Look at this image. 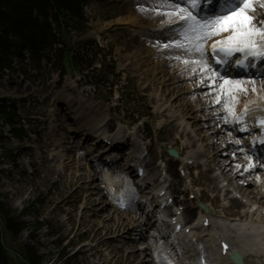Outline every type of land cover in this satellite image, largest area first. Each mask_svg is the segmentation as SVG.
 <instances>
[{
	"label": "rangeland",
	"instance_id": "rangeland-1",
	"mask_svg": "<svg viewBox=\"0 0 264 264\" xmlns=\"http://www.w3.org/2000/svg\"><path fill=\"white\" fill-rule=\"evenodd\" d=\"M128 4L130 3L127 0H92L86 9V27L83 31L69 32L68 41L76 50L87 52L86 59L83 62V67L85 68L83 69H87L90 64H93V66L91 69H87L88 71L77 72L74 78H76V80L81 79V81L85 82L83 78L85 76L86 83L91 84L94 82L92 85H98L94 95L91 94L88 98L94 99V101L90 100L92 103L89 101L87 102H89L90 105L93 104L92 106H94V109H96L97 106L101 107L103 112L106 108H111L112 113L108 115V120L111 123L109 125L112 127L118 126L119 122H122L123 127L133 125L138 117L147 124L145 133L152 143V164L155 166L159 159L158 154L161 149L167 153V149L171 148V146H174L173 148L184 146L185 140L183 141L180 137V133L176 132V126L171 125V121L161 116L155 105L154 94L157 93L159 97H163V93L165 95L166 86L169 84L166 83L165 87H163L162 85L157 86L155 83L143 88L138 81L135 71L137 61L131 59L126 62L127 56L130 54L131 50L130 41L134 43L133 40H135L137 46L140 42L137 40L138 37L135 39L131 38L129 35L131 32L130 26V31L119 30L121 25L114 26L117 24L118 19L130 15L126 13L129 8ZM143 4H145V6L151 4L158 5L154 2L148 4L137 1L136 6L143 7ZM138 15L141 16L140 18H143L144 14ZM146 17L148 20H151V18L158 19L157 23L165 18L168 20L164 12L161 11H153L149 13L148 16H144V19H147ZM148 20L145 21L147 22ZM165 27L167 26L160 25L157 29L160 31ZM154 33H156V30ZM152 34L151 36L156 38ZM153 38L150 39L152 41L149 42L150 44L143 41L142 45L148 44L157 48L165 44L179 48L180 51L178 50L176 51L178 53H174L175 57L172 55L175 62L172 67L168 68L166 71L167 74L170 71L176 73L177 70L175 67L178 63L176 57L182 56L187 52L191 55L189 41L184 37L166 42H159V37L157 41ZM185 50L187 51L184 52ZM184 59L187 62L193 60V57L187 56L184 57ZM54 63L57 64L58 61ZM50 67L51 66L47 65V62L44 60L30 59L27 60L25 64L18 65L15 73L10 72L1 83L2 89L7 93L6 96H0V98L18 102L16 109L19 116L18 121L21 122V126L27 130L29 136L22 141L11 137V126L8 125L4 119L0 118V131L8 138V140L0 146V203L3 204L5 211L10 212L11 217L20 219L19 222H23L26 226V229L16 240L8 235L11 244L14 249L19 252H21V250L18 249L19 246L24 249L32 248V250L37 251L38 256L43 259V264H138L135 258L131 257L130 254L131 251L133 252L136 250L135 246L129 249L125 248L123 251L121 247L119 248L120 244H122L126 238L118 239L115 234L105 236L103 229L98 231L97 227L99 226V222L107 216H113L121 220L125 217L131 219L136 216L133 215L132 217V215L128 216L116 213V210H112V206L102 211L106 204L104 201L106 198L100 200L101 203L98 207L90 201L88 195L91 193V189L97 187L101 190L104 186L101 177H99L96 183L86 179L85 166L80 167L78 165L79 156L83 159L81 163L92 165L93 158L95 157L93 155L94 151L88 153L92 148V141L90 143H88L89 141L86 142L85 145L79 144L82 136H77L71 132L74 129L72 120L74 114L71 113V110L68 111L72 115L71 118L67 113V115L63 113L65 116L61 115L62 119L58 118L60 115L57 117L55 116L57 115L56 110L58 109V105H53L52 100L59 95L63 88L60 86L62 85V83H60L62 76L60 69H51ZM102 67H109V70L115 68V74H120L119 76L121 79L118 81L116 77L111 75V81L109 82L110 84H108V80H106L107 75L104 73ZM21 74L24 75L23 79L19 78ZM16 76L19 79H16ZM200 76V73L197 76H193L191 82L180 79L179 84L182 85L180 87V94L187 92L186 87L188 85L197 86ZM167 80L168 78H166L164 82ZM255 80H264V76ZM65 82L66 79L64 83ZM18 83L22 84L19 85ZM86 83L85 85H88ZM70 84V91L67 95L69 94L74 97V92L71 89L75 87V83H73V86ZM112 84L115 87V95L113 97L112 94H114V92L112 91L113 89L111 90ZM29 85L33 87V92H31L32 88H30ZM204 91L206 92L208 90H202V92ZM176 92L177 91L174 90L172 94H169V92L166 93V98L171 99L172 104L177 102ZM1 93L4 94L3 92ZM192 94L194 95V93ZM193 95L191 96L189 94L187 96L184 94V97H186V101L192 97H195L194 101L201 99L199 96L200 94ZM44 96L45 98H43ZM207 96L208 95H205L202 98L201 103L208 99L205 105L209 104L210 99H214L216 93L213 95L210 94L209 97ZM62 97V94L58 97L60 103ZM74 98L77 100V96ZM194 105L195 104H193V106ZM178 106L179 103L175 104V107ZM193 106L190 107L191 110ZM94 109L92 111H94ZM110 111L111 110H109V112ZM195 111L196 110L193 109L191 113L192 117L199 115V113ZM107 112L104 114L106 115ZM199 112L204 116L212 112L209 118L216 114L219 115L218 112L216 113L213 111V107L208 110L200 109ZM51 118H57L54 120V124L57 126L54 131H51L50 128L48 129V123ZM159 122L163 123V129L160 128ZM195 122L196 120H192L191 125ZM201 124L206 123L200 122L199 125ZM221 127L222 125L219 119L214 125V130L220 131ZM159 129H162V131ZM201 129L200 127L193 129V137L195 139L200 138L201 140H206L208 137H211L209 142L204 143V148L213 142H217L221 138L229 142V130H224L221 134H215L216 132L213 133L209 131V133H206L205 130ZM59 135H62L65 139L62 140L60 146L54 153H50V144L56 140ZM73 135L76 137H73ZM176 140L178 141L177 146L175 145ZM86 145L87 148L84 147ZM10 154L12 157H8ZM210 154L213 157L216 152L210 151ZM236 154L237 151L235 148L230 149L229 155L220 158L222 162L219 163V167L223 166V161L226 160L227 163H225V165H228L231 160L235 158ZM57 157L61 159V172L57 171V166L59 165L57 164ZM12 159H14V161ZM71 160L74 161L68 166L71 165L73 170H68L67 163ZM234 163L236 167L243 168L245 161L244 158L239 157V160L234 161ZM216 164H218V162H216ZM176 169L178 171V167H176ZM207 170L208 168L198 170L202 176H196L199 187L205 190L204 196V191L202 192L203 199H206L207 196L208 200L213 201L214 197H217L216 200L213 202L210 201L209 204L213 203L214 205L217 203L220 206L221 203L219 199L223 201L227 192H225L223 196L218 193H216V195L211 194L214 185L205 180L204 175L205 173L208 174ZM99 172H101V174H99L101 176L103 172ZM191 177L196 182L192 175ZM255 177V175L250 174L248 179L254 183ZM246 180V178L242 179L241 182ZM228 184V181H226L225 185ZM180 186L182 187V184ZM187 196H189V193ZM215 201L216 203H214ZM227 201L230 200L227 199ZM188 202L190 208L188 210L196 213V209L199 208L198 201L192 202L189 200ZM221 206H223V204ZM234 211L237 212L238 210L235 209ZM138 213L139 215L142 214L140 212ZM139 215L136 218H139ZM0 222L1 237V233L5 229L2 231L1 225L3 222L1 219ZM151 224L152 221L147 225L151 226ZM91 239L93 240L91 247L88 245L81 249V252L84 253L80 255L75 254L78 247H81L83 243ZM134 239H138L137 235H135ZM138 240L142 242L140 246L148 245L149 241ZM88 247V252H93L96 247H98V249H96L94 253L85 254V248ZM65 255H68V260L61 261V258ZM148 261H152V258L148 257ZM147 264L154 263L147 262Z\"/></svg>",
	"mask_w": 264,
	"mask_h": 264
},
{
	"label": "bare ground",
	"instance_id": "bare-ground-1",
	"mask_svg": "<svg viewBox=\"0 0 264 264\" xmlns=\"http://www.w3.org/2000/svg\"><path fill=\"white\" fill-rule=\"evenodd\" d=\"M127 1L130 4H128L129 8L126 13L130 15L118 19L117 24L114 26H130L131 32L129 33V35L131 36V38L135 39L138 37L137 40L140 42L137 46V42L135 40H133L134 43H131L132 41H130L131 50L130 54L127 56L126 62L130 61L131 59H135L137 61L135 71L138 81L143 88H146L147 86L155 83L157 84V86L162 85L163 87H165L166 83L169 84L168 86H166L165 95L163 93V97H159V95L155 93L154 100L156 108L158 109L161 116H164L167 120L171 121V125L176 126V132L180 133L181 139L183 141L185 140L184 146L176 148L179 151V156H188L190 154H193L194 151L197 150V148L202 150V155L200 157L201 165H199L197 168H208V174L205 173L204 177L207 182L214 185L212 191L213 194L216 195V193H218L223 196V193L227 192L223 202H220V206L217 207V211L219 210V213H217V211L214 213L215 208L212 203L209 204L212 212L206 214L207 216L212 218V226L214 231H218V233L215 234L221 237L230 238L232 241L233 251L239 252L244 257L245 264H264V163H262L261 160H252V157L254 156L249 149L250 145L248 148H246L244 141H242V139L239 137L240 133L239 135L238 133L234 134V142L228 143L221 138L217 142H213L205 148L204 143L209 142L211 140V137H208L206 140H201L200 138L195 139L193 137V129H196L197 127L202 128L201 130H205L206 133L212 131L213 133L216 132L215 134H221L222 132H224V130L234 128V126L238 128V126L246 121L248 123L253 122L256 124H258V122L264 121V80H255L258 78L260 79L261 76H264V71L259 75L253 77H236L230 79H226L223 74L215 71L213 69L210 51L213 50L214 44L216 48L221 46L224 47V41L228 39V33L215 35V28H211L210 31L213 32V35L212 38L204 44V57H201L198 52H196L192 47L189 46L191 55L187 52L182 56L176 57L178 65L176 64L175 69L177 70V72L174 73V71H170L167 74L166 71L168 70V68H171L173 63L175 62V59L172 58V55H174V53H178L176 51H178L179 48L175 46L165 47V44L160 45V47L156 48L148 44L142 45V42H152L150 40L152 38V33L154 37H159V42H166L172 39L176 40L184 37L182 34L171 37L163 36L167 30H171L180 25L178 17L166 15L168 20L165 18L166 20L164 19L158 23V19L151 18V20H148L147 17V19H144V16H148L149 13L153 11H161L164 13L172 12L173 8L170 6L169 0ZM137 1L148 4L150 2H154L158 5L151 4L149 6H145V4H143V7H137ZM262 2H264V0H256L257 7L255 10L256 19L254 21V27L257 29L264 28V7L260 6ZM226 7L227 5H225L224 0H222L218 5L217 11H215V13L220 12ZM138 14H144L143 18H140L141 16ZM196 14L201 20H204L205 18H211L214 15L213 14L211 16H206L203 14V11L199 12L198 10H196ZM145 20L148 21L146 22ZM160 25H168L169 28L161 33H154V31L157 30ZM253 39L258 49L261 47L264 48V40H261L258 36L253 37ZM186 51L187 50H185L184 52ZM187 56L193 57L194 61L191 60L186 62L184 57ZM173 57H175V55ZM199 73L201 74V76L198 79V85H188L186 87L187 92L180 94V87L182 86L181 84H179L180 79L191 82L193 80L192 77L197 76ZM166 78H168V80L164 82ZM174 81L176 82V84ZM225 81H227V83ZM73 83H71L70 85L73 86ZM204 89L208 91H204L205 93L202 92V90ZM253 89H255V91H253ZM174 90L177 91V102L175 104L179 103L178 107H175V104L171 103V99L166 98V93L169 92V94H172ZM192 93H194V95L200 94L199 96L201 97V99L194 101L195 97H192L191 99H188V101H186L187 99L186 97H184V94H186L187 96L190 94L192 96ZM214 93H216V96L214 99H210L209 104L205 105L208 99L201 103L202 98L205 95H208L207 97H209L210 94L213 95ZM79 97L80 96H77V100H75V98L70 96L69 94H64L61 99V103L67 108L63 109V112H65L66 110H71V113L74 114V129L71 132L77 136H82L80 140L81 142L79 144L85 145L86 142L89 141L88 143H90L92 141V148L88 153H91L92 151H94L93 154L97 153L94 155L95 157L93 158L92 165L88 163H81L83 159L81 158V156H79L78 165L80 167L85 166L86 179L90 180L93 183H96L99 180V177H102V175H99L101 174V172L99 171L103 172L105 170H107L106 176L110 172L116 175V172H114V170L116 169L118 171V174H125L127 172V168L125 165L123 166L115 162L111 166H106L104 164L105 160L100 161L99 159L105 151H102L100 153L98 152L100 149V143L96 142V140H98V135L101 133L100 127L104 123H106L107 114L105 115L104 113H106L107 111L109 112V110H105L103 112L102 108L98 106L96 107V109H94V106H92L93 104L90 105V103H92L90 100H88L90 103L86 101L85 104H80L78 102ZM193 104L195 105L193 106ZM191 106H193V109L196 110V113H199L198 116L192 117L191 113L193 112V109H190ZM212 107L213 111L216 113L218 112L219 115L216 114L209 118V116L212 115V112H210V114L207 116H204L203 114L201 115L199 112L200 109L208 110ZM93 109L94 111H92ZM245 109H247V111H245ZM255 111H262V114H256L252 117V113H254ZM59 114L60 113H57V115L55 116L57 117L59 116ZM56 119L57 118L53 119L50 123V125H52L50 126L51 131H54L57 127L54 124V120ZM219 119L222 127L220 131H215L216 129L214 130V125ZM192 120H196V122L192 123L191 125ZM200 122H205L206 124L199 125ZM107 127L108 130H110L109 128H111L112 126L107 124ZM112 128L113 130H110V133H113L115 131L116 135L119 136L121 134V129L119 127ZM62 135H59V137L50 144V153H54L60 146L62 140L65 139L63 137L64 135ZM125 136L126 135L123 136V139H125ZM237 141H239V143H237ZM175 145H178L177 140ZM173 147L174 146H171V148ZM233 148H235L237 151L235 158H231L232 160L228 165H225V163H227V160L223 161L224 165L219 167V163L222 162L220 158L229 155L230 149ZM210 151L216 152V154L212 157ZM137 152V149H133L131 151V154L135 155V153ZM239 157L244 158L245 164L243 165V168L235 166L234 161L239 160ZM57 159V164H59L57 166V171L61 172V159L60 157H57ZM73 161L74 160L68 161V170H73V167L71 165L68 166L69 164H72ZM96 161H99V163L95 164ZM216 162H218V164H216ZM181 163L182 159H179L173 160L171 163L167 164L169 176H167V178H164L163 175L158 171V166L157 170H155V175L153 176V178H151V184L145 183L142 188H140L141 193L145 194V186H152L150 192L147 195L148 197H140L139 205L135 207L133 212H120V214L123 215H132V217L133 215H135L137 217L139 215L138 212H140L142 208L144 209L145 205H148V207L146 208V214L144 212L139 215V218L133 217L130 219L125 217L123 218V220L116 219L113 216H107L106 218H103L101 222H99V226L97 227L98 231L100 229H103L105 232V236L115 234L116 238L118 239L126 238V240L120 246L122 248V251L125 248L129 249L135 246L136 250H134L133 252L131 251L130 254L131 257L135 258L138 264H147V262H153L154 264H186L185 260H180L179 254L183 255L188 251H193L190 245H186L185 249L180 250L179 252L175 246L176 243L175 245L171 244L170 246H167V249L161 250L163 246H166V244H168V239L165 236L164 240H166L162 245L158 244L156 240V238H158L156 231L162 228L160 227V223L163 222L161 217L162 214L158 210L159 205L153 208L152 203L144 204L143 201V199L147 200L148 198H150V196H152L154 199V197L159 195V188H166L167 186V188L170 189L171 192H173L172 194L183 195L186 190H190L192 194H197V192L194 193V190L192 189L195 185V181L191 177L192 173L190 172V170L185 171L186 176L189 174V176L186 177L187 181H183L181 179V174L176 169V167H180ZM250 174L256 176L254 183L248 179ZM108 176L111 178L110 179L108 177V181L112 182L113 184V177H111L109 174ZM245 178L247 180L241 182V180ZM226 181H228V185H225ZM181 184L182 187L180 186ZM104 191L105 189L99 190L97 187L91 189V193L88 195V197L96 207L100 205V200H102V198H107V193ZM204 195L205 191L203 192V196ZM203 196L197 197V201H201V199L204 198ZM227 199H229L230 201H227ZM222 204L223 206H221ZM111 206L113 207L111 203L107 202L104 205L102 211ZM235 209H237L238 211H234ZM115 212L118 213L119 211ZM197 216V212L195 213L191 210H185L183 221L188 225H191L193 222L195 223ZM153 220H155L153 224L156 230L150 228V225H147L150 221L153 222ZM194 225H196V223ZM165 226L167 225L165 224ZM201 227L202 224L198 223L195 228L196 231L193 233V236L195 237L197 243L202 242V238L200 237L202 236V234H205L206 237L210 238L208 232L209 230L201 232V234H199L200 236L198 235V231L199 229H201ZM135 235H137L138 239L140 240L149 241V245L145 250L143 248H138L141 245V242L138 239H134ZM211 239L212 243H214L215 238ZM168 249L171 250V254L167 255L166 257L163 256L162 251L166 252ZM176 252H179V254H177ZM174 256H176V260L174 259ZM148 257L152 258V261H148ZM225 260V264H228L227 259Z\"/></svg>",
	"mask_w": 264,
	"mask_h": 264
},
{
	"label": "trees",
	"instance_id": "trees-1",
	"mask_svg": "<svg viewBox=\"0 0 264 264\" xmlns=\"http://www.w3.org/2000/svg\"><path fill=\"white\" fill-rule=\"evenodd\" d=\"M90 1L0 0V79L4 70L13 69L15 60H18L19 63L23 62L25 52L39 57L41 52L56 41L58 35L65 34L66 30L59 28L56 31L53 24L61 22L65 27L73 26L79 29V25L85 20L83 6L89 4ZM62 57L64 58V56ZM74 59L80 62L84 57L79 53ZM15 107L14 103L8 104L6 101H0V117L12 126L14 135L21 137L25 134V130L17 128ZM6 140V137L0 132V146ZM8 157H12L11 154ZM12 160L14 161V159ZM10 215V212L5 211L3 204L0 203V219L6 232L14 238H18L26 226L23 222H19L20 219H14ZM23 256L29 264L43 263L38 252L32 248H25ZM62 259L68 260L65 256ZM0 264H11L1 237Z\"/></svg>",
	"mask_w": 264,
	"mask_h": 264
},
{
	"label": "snow or ice",
	"instance_id": "snow-or-ice-1",
	"mask_svg": "<svg viewBox=\"0 0 264 264\" xmlns=\"http://www.w3.org/2000/svg\"><path fill=\"white\" fill-rule=\"evenodd\" d=\"M201 2L202 0H169L173 11L164 13L168 16L178 17L179 24L182 25L183 29L181 34L189 41L190 47L198 52L201 57H204V44L212 38L213 32L210 29L215 28V35L228 33V39L224 41L225 47L219 50L223 53V57L217 60V63L224 62V57H229L235 52H244L246 56L249 53L258 54L259 50L253 37L258 36L264 40V28L257 29L254 27L256 0H224L227 7L215 13L211 18L204 20H201L196 14ZM211 2L212 0H209V3ZM260 6L264 7V2ZM213 50L216 51L215 44ZM225 82L227 83V81ZM222 247L227 252L228 245L224 244Z\"/></svg>",
	"mask_w": 264,
	"mask_h": 264
},
{
	"label": "water",
	"instance_id": "water-1",
	"mask_svg": "<svg viewBox=\"0 0 264 264\" xmlns=\"http://www.w3.org/2000/svg\"><path fill=\"white\" fill-rule=\"evenodd\" d=\"M65 68H66V71L68 74H71V68H70V64H69V59L68 57H66V60H65ZM169 153L175 157V158H178V153L176 151H171L169 150ZM1 224V222H0ZM4 244H5V249L8 253V256L12 262V264H28L24 259L23 257L18 254L17 252H15L13 249H12V244H11V240H10V237L8 235H6L4 238ZM6 244H8L9 246H7Z\"/></svg>",
	"mask_w": 264,
	"mask_h": 264
}]
</instances>
